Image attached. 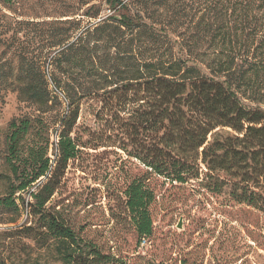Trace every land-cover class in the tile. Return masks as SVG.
I'll list each match as a JSON object with an SVG mask.
<instances>
[{
	"label": "trees",
	"instance_id": "16d2710c",
	"mask_svg": "<svg viewBox=\"0 0 264 264\" xmlns=\"http://www.w3.org/2000/svg\"><path fill=\"white\" fill-rule=\"evenodd\" d=\"M19 3L0 0V96L31 111L0 137V219H28L0 232V264H22L3 252L22 240L43 251L29 264H190L166 217L189 207L195 234L227 187L264 211V0H79L51 19ZM87 103L136 145L101 182L108 208L97 188L61 196Z\"/></svg>",
	"mask_w": 264,
	"mask_h": 264
},
{
	"label": "rangeland",
	"instance_id": "374dc122",
	"mask_svg": "<svg viewBox=\"0 0 264 264\" xmlns=\"http://www.w3.org/2000/svg\"><path fill=\"white\" fill-rule=\"evenodd\" d=\"M19 1V12L27 17L38 16L39 19H51L72 11L79 0ZM44 73L48 79H52L54 70L44 63ZM50 87L55 90V85ZM58 93L63 102L61 113L64 114L68 99L63 92L59 91ZM89 104L83 106L79 119L80 125L77 129L88 147L83 148V152L72 160L61 196H66L70 200L76 198L80 201L92 188H97L99 190L97 193L103 195V205L108 208V203H116L117 196H106L101 182L107 174L115 171L121 158L127 157L128 151L136 150V145L127 143L128 151L124 150L123 144H126V141L116 135L120 130L117 128L111 130L109 123L96 118L101 105L93 103L92 106H89ZM30 111L31 108L27 103L19 101L15 92L10 91L1 95L0 137L3 136V132L12 118ZM56 128H52L51 131L54 138L57 135ZM51 156L53 157L52 151ZM2 167V158L0 157V172ZM202 198L204 205L196 213L200 218L198 227L201 228L195 234L192 232L193 225L188 219L189 207L183 206V210L176 211L173 218L168 216L162 221L165 228H168V224H173V230L183 233L184 243L187 241L192 243L185 249L189 263L264 264V211L239 204L231 194L230 187H227L219 195L205 193ZM11 216L13 215L7 214L5 218H11ZM27 219L26 209L16 224L0 219V232L7 231L8 228L15 227V225H22ZM1 238L3 236H0ZM3 252H10L11 255L19 258L22 264H29L41 258V254H43V251L29 240L6 243Z\"/></svg>",
	"mask_w": 264,
	"mask_h": 264
},
{
	"label": "built area",
	"instance_id": "2783aa9c",
	"mask_svg": "<svg viewBox=\"0 0 264 264\" xmlns=\"http://www.w3.org/2000/svg\"><path fill=\"white\" fill-rule=\"evenodd\" d=\"M144 243H145V241H144Z\"/></svg>",
	"mask_w": 264,
	"mask_h": 264
}]
</instances>
